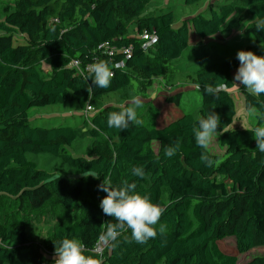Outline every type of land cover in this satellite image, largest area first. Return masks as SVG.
Here are the masks:
<instances>
[{
  "label": "trees",
  "instance_id": "16d2710c",
  "mask_svg": "<svg viewBox=\"0 0 264 264\" xmlns=\"http://www.w3.org/2000/svg\"><path fill=\"white\" fill-rule=\"evenodd\" d=\"M237 1L240 6L224 3L208 16L196 14L177 24L170 10L143 15L149 0L14 2L0 20V198L24 199L32 210L57 202L72 220L55 227L40 246L30 241L26 224L0 216V264H53L54 242L63 238L76 239L83 254L100 264H264V255L239 260L264 247V153L253 139V130L264 126V94L254 95L243 87V108L258 109L256 124L227 130L237 112L236 55L196 72L201 94L198 117L178 110L179 94L153 96L152 123H130L125 131L107 125L109 113L122 106L116 104L90 113L80 127L33 126L28 117L31 108L71 101L84 109L132 82L145 89L157 78L170 81L176 74L172 63L189 47L190 30L199 41H211L229 34L243 13L253 20L244 28L252 42L242 50L264 56V31H256V21L264 19V0ZM134 20L135 34L129 35L128 25ZM145 33L157 38L148 50L141 38ZM73 60L78 68L69 67ZM100 60L110 62L115 76L109 88L88 93L92 84L86 79L88 66ZM120 63L123 68L116 67ZM216 83L227 85L218 99L203 91L205 84ZM210 111L220 117L224 154L217 157L207 149L215 163L206 167L200 160L205 150L196 145L192 129ZM178 138L180 147L167 157V149ZM80 139L91 141L86 155L70 151ZM152 143L160 149L155 151ZM27 154L57 157L76 175L49 173ZM133 167H143L144 176L132 175ZM104 179L113 187L135 183L136 192L165 208L154 226L156 238L139 244L130 240L131 230L124 229L118 241L106 245L102 257L93 254L107 223L115 222L99 207L107 195L97 187ZM227 238H232L235 253L222 250L220 243Z\"/></svg>",
  "mask_w": 264,
  "mask_h": 264
},
{
  "label": "rangeland",
  "instance_id": "374dc122",
  "mask_svg": "<svg viewBox=\"0 0 264 264\" xmlns=\"http://www.w3.org/2000/svg\"><path fill=\"white\" fill-rule=\"evenodd\" d=\"M16 0H0V20L13 9ZM143 15L157 14L159 12L170 10L174 14V22L180 23L187 18L196 14L209 15L211 10L217 8L224 3H232L240 6L237 0H200L194 5H186L185 0H149ZM253 18L242 14L237 18L236 27L229 34L217 36L211 41H199L190 30L189 47L183 52L180 59L172 64L176 70V74L170 81L163 82L161 78L151 81L145 89L138 87V84L132 82L131 85L118 93L105 95L94 103L91 113L101 109L108 104H116L127 106L133 97H139L142 100V106L137 109L138 118L142 123H152L154 113L151 108L153 96H166L179 94L181 96L179 111L185 114L191 113L198 117L201 108V94L196 81V72L203 68L215 67L222 62L234 57L238 50H241L247 44L252 42V37L245 33V26L252 21ZM136 21L129 22L128 34H135ZM241 30L243 36L240 35ZM163 82V83H162ZM238 83V82H236ZM235 89L233 97L236 104V115L227 128L233 130L237 128H252L256 124V114H250L244 110L240 90L243 86ZM144 89V90H143ZM142 91H144L142 93ZM89 105V104H88ZM91 105V104H90ZM87 107V106H86ZM86 107L79 109L75 102L61 103L53 106L34 107L28 111V117L31 125L43 127H57L60 125H69L80 127L90 113H86ZM162 118L166 116V109L162 106ZM213 143L209 146L208 151L217 157L224 154V148L220 145L219 137L222 133L217 129ZM89 139H80L75 141L70 151L74 155H86L90 148ZM150 147L158 151L160 147L156 143L150 144ZM28 160L34 162L38 168L44 169L49 173L61 174L66 176L76 175V171L62 162L57 157L48 154H27ZM7 215V221L13 217L27 225L30 241L40 246H44L52 235L55 227L71 222L72 217L69 213L64 212L57 202L45 205L39 210H32L24 199L12 200L7 197L0 198V216L4 218ZM222 250L235 253L232 238H227L220 243ZM264 255V247L252 249L248 253L240 256V262L243 263L248 259Z\"/></svg>",
  "mask_w": 264,
  "mask_h": 264
},
{
  "label": "clouds",
  "instance_id": "9594fccd",
  "mask_svg": "<svg viewBox=\"0 0 264 264\" xmlns=\"http://www.w3.org/2000/svg\"><path fill=\"white\" fill-rule=\"evenodd\" d=\"M256 31H264V19L256 21ZM240 35L243 36L241 30ZM264 48V47H262ZM236 58L239 60V67L234 74V82L237 87L243 86L254 95L264 94V56H258L252 51L238 50ZM107 60H100L88 66V76L92 84L87 86L88 93L95 88L107 89L111 86L115 72L109 66ZM116 67H119L117 65ZM227 87L224 83L205 84L204 93L209 96L219 98L220 93ZM142 106L139 97H133L127 106H121L118 111L109 113L107 125L109 128H116L125 131L131 124H141L138 118L137 109ZM250 114L258 113L254 105L247 108ZM220 117L215 111L208 112L206 117H201L198 123L193 126L195 143L204 149L200 160L206 167L214 166L215 161L207 152L213 143L215 134L218 132ZM253 139L256 147L264 153V126L256 127L253 130ZM180 139L175 141V146H169L166 156L171 158L180 147ZM132 175L137 177L144 176L143 167H133ZM87 173V172H86ZM99 179L98 174H85ZM98 189L107 193L100 201L99 207L107 216L113 217L115 222L109 221L104 231L101 232L99 239L105 244H114L121 237L124 229L131 230L130 240L139 244H145L149 239L157 237L158 233L155 225L160 221L165 208L159 204L152 203L148 195H141L135 191L136 184L125 182L120 187H113L108 180H103ZM53 264H100L98 259L83 254V246L72 238H63L54 242Z\"/></svg>",
  "mask_w": 264,
  "mask_h": 264
},
{
  "label": "built area",
  "instance_id": "2783aa9c",
  "mask_svg": "<svg viewBox=\"0 0 264 264\" xmlns=\"http://www.w3.org/2000/svg\"><path fill=\"white\" fill-rule=\"evenodd\" d=\"M142 40L145 41L144 43V50H148L149 48H151L153 45L156 44L157 42V38L155 35H148V34H144L143 36H141ZM100 48L104 49L105 51H108L109 53H112L114 50L112 49H109L107 46L105 45H100ZM130 51L131 50H124V53L126 54V56L128 57L130 55ZM119 65L120 68H123V64L120 63V64H117ZM116 65V66H117ZM69 67L71 68H78V62L73 60L70 62L69 64ZM92 111V107L91 106H88L85 110L86 113H91ZM105 248H106V245L101 241L99 240L94 248L91 250L93 252V254L97 255L98 257H102L103 254L105 253Z\"/></svg>",
  "mask_w": 264,
  "mask_h": 264
},
{
  "label": "crops",
  "instance_id": "0c3cea01",
  "mask_svg": "<svg viewBox=\"0 0 264 264\" xmlns=\"http://www.w3.org/2000/svg\"><path fill=\"white\" fill-rule=\"evenodd\" d=\"M164 94V93H163Z\"/></svg>",
  "mask_w": 264,
  "mask_h": 264
}]
</instances>
